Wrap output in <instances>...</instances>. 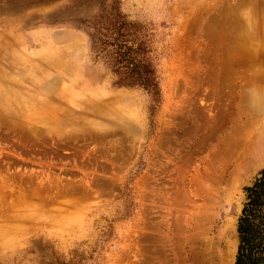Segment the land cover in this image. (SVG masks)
<instances>
[{
  "label": "rangeland",
  "instance_id": "rangeland-1",
  "mask_svg": "<svg viewBox=\"0 0 264 264\" xmlns=\"http://www.w3.org/2000/svg\"><path fill=\"white\" fill-rule=\"evenodd\" d=\"M242 2L0 0V264H224L264 170V114L244 105L264 63L222 82L218 20ZM114 16L149 84H119L92 48L90 24ZM112 95L128 128L82 116ZM54 106L76 116L39 122Z\"/></svg>",
  "mask_w": 264,
  "mask_h": 264
},
{
  "label": "bare ground",
  "instance_id": "bare-ground-1",
  "mask_svg": "<svg viewBox=\"0 0 264 264\" xmlns=\"http://www.w3.org/2000/svg\"><path fill=\"white\" fill-rule=\"evenodd\" d=\"M216 3H218V2H216ZM230 9H229V6H227V5H226V7L222 8L221 9L222 18L218 20V22L221 24L220 25V27H221L220 32H221V38L222 39L221 38L219 39L222 41L221 51H220L221 61H222V66L225 69V70H222L225 73V75H224L225 77H223V79H222L223 83L227 82L226 78L228 77L229 72L231 73V67H233L232 64L235 61L237 62V65L239 62L241 63V60H242V61H245L248 65H249V63H252V64H250L251 66L253 65V62H256L258 60L259 61L261 60L264 63V0H243L242 3H240L239 5L236 6L235 13L232 12L229 15ZM232 10H233V8H232ZM201 23H203V22H201ZM209 26H212V25L209 24ZM63 37L70 39L69 34L68 35L64 34ZM214 60H216V59H214ZM243 64L244 63H242V65ZM233 65H235V64H233ZM233 68H236V67H233ZM240 68H241V66H240ZM250 68L251 67H249V69ZM220 73L222 74V72H220ZM219 76H220V74H219ZM218 78L219 77H217V79ZM53 85H55V82L51 81L47 84L45 83L43 88L45 90H49L52 88ZM228 86H230V85H228ZM234 87L235 86H233V88ZM256 89H251V90L247 91V93L244 97V105H246L248 113H256L257 112V114H264V93H262V92L259 93ZM220 90H221V88H220ZM8 99H10L8 96L0 94V101L1 100L4 101V100H8ZM127 101L128 100L122 95H112V96L107 97L104 100L102 98H99V99H96L94 104L89 106V108L86 110L88 112L82 113V116L89 114V115H92L93 118H95V119H98V120L104 119L107 122H109V124L119 125V126H122L123 128H128L129 123H127V120L125 119V113H124L125 111L123 110V108H120L121 106L119 108L116 107L117 104L126 106ZM229 101H230V99H229ZM233 103H235V102H233ZM236 103H237V101H236ZM127 107H128V105H127ZM56 108L57 107H55V106L52 108V110H51L52 114L50 113L49 116H46V120L44 118H41L40 119L41 121H39V122H44L46 124L49 123L52 126V123L55 121H60L61 123H64V121H65L64 117L66 115L70 116V117L76 116L74 111L73 112L72 111H65L66 115L63 113H62L63 115H59ZM128 115H130V114H128ZM128 120H129V122H131L133 124V121L131 119H128ZM51 126H49V127H51ZM228 140L229 139H227V143H228ZM230 143H231V140L227 145L228 147L230 146ZM235 185H236V183L234 184L233 188L235 187ZM237 210H239V209H237ZM231 229H232V227H231ZM232 231H233V229H232ZM229 232L230 231H228V233ZM227 244H228L229 248L224 253L223 260H224V264H232L231 263V257H232V247L234 244V240H232V241L228 240Z\"/></svg>",
  "mask_w": 264,
  "mask_h": 264
},
{
  "label": "trees",
  "instance_id": "trees-1",
  "mask_svg": "<svg viewBox=\"0 0 264 264\" xmlns=\"http://www.w3.org/2000/svg\"><path fill=\"white\" fill-rule=\"evenodd\" d=\"M102 18L103 22H94L89 26L92 29L89 34L92 48L108 58L105 61L118 75L119 84H149L153 71L141 44L131 40L128 34L132 25L120 16ZM246 192L248 202L239 220L241 244L236 264H264V170Z\"/></svg>",
  "mask_w": 264,
  "mask_h": 264
},
{
  "label": "water",
  "instance_id": "water-1",
  "mask_svg": "<svg viewBox=\"0 0 264 264\" xmlns=\"http://www.w3.org/2000/svg\"><path fill=\"white\" fill-rule=\"evenodd\" d=\"M258 177H260V175H258ZM246 203H247V200H245V203L241 207V211H240L239 216H238V222H239V219L242 217L243 210H244V207H245ZM238 222H237V225H235L233 227V231L235 233L236 239L235 240L233 239L234 240V244H233V247H232V257H231V263L232 264H236V262H237L238 248L236 246L240 243V233H239V224H238Z\"/></svg>",
  "mask_w": 264,
  "mask_h": 264
}]
</instances>
